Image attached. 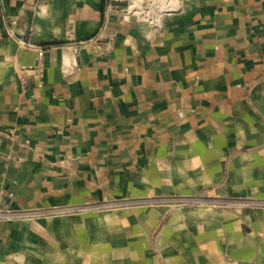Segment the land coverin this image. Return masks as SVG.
<instances>
[{"label":"crops","instance_id":"1","mask_svg":"<svg viewBox=\"0 0 264 264\" xmlns=\"http://www.w3.org/2000/svg\"><path fill=\"white\" fill-rule=\"evenodd\" d=\"M155 4L1 0L0 264H264V0Z\"/></svg>","mask_w":264,"mask_h":264},{"label":"built area","instance_id":"2","mask_svg":"<svg viewBox=\"0 0 264 264\" xmlns=\"http://www.w3.org/2000/svg\"><path fill=\"white\" fill-rule=\"evenodd\" d=\"M0 3H1V0H0ZM40 55L41 54L39 52V56ZM20 71L22 73V77H21L20 81L24 87H27L30 84H32L36 87L42 86L43 75H42V71H41L39 66H35L31 69L21 68ZM0 137L12 140V139L16 138V133L14 130H11V129L0 130ZM27 144H28V142L26 141L23 145H27ZM201 203H202V201L200 198H183V199H179L176 201V204L178 206L197 205V204H201ZM213 204L219 205V206H224L227 203L225 201H216ZM240 204L243 207L251 208V209L264 207L263 202H256V201H244V202H241ZM11 216H14V215H11Z\"/></svg>","mask_w":264,"mask_h":264},{"label":"rangeland","instance_id":"3","mask_svg":"<svg viewBox=\"0 0 264 264\" xmlns=\"http://www.w3.org/2000/svg\"><path fill=\"white\" fill-rule=\"evenodd\" d=\"M120 5V8L126 17H131V13L138 12V17H145L147 22L154 21L161 17L156 7V0H113ZM133 17V16H132ZM135 17V16H134Z\"/></svg>","mask_w":264,"mask_h":264}]
</instances>
